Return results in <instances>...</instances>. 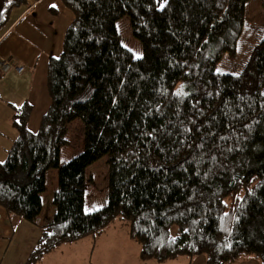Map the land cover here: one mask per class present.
Listing matches in <instances>:
<instances>
[{
	"label": "trees",
	"instance_id": "obj_1",
	"mask_svg": "<svg viewBox=\"0 0 264 264\" xmlns=\"http://www.w3.org/2000/svg\"><path fill=\"white\" fill-rule=\"evenodd\" d=\"M249 1L59 0L72 20L47 59L49 107L34 133L30 105L11 107L17 136L0 162V207L28 223L54 172L52 214L23 264L115 222L140 262L264 264V25L244 22ZM24 4L0 0V34ZM74 121L82 150L60 165ZM102 157L105 201L87 212L85 169Z\"/></svg>",
	"mask_w": 264,
	"mask_h": 264
},
{
	"label": "crops",
	"instance_id": "obj_2",
	"mask_svg": "<svg viewBox=\"0 0 264 264\" xmlns=\"http://www.w3.org/2000/svg\"><path fill=\"white\" fill-rule=\"evenodd\" d=\"M49 9L55 10V14H51ZM71 20V13L61 6L59 0H25L23 6L13 10L0 34V60L22 67L20 73L13 69L0 73V162L17 136L10 124L11 107L18 108L24 102L30 105L26 124L30 133L37 130L48 109L47 59L59 55L63 32ZM51 187L53 192V182ZM51 214L50 209L47 216L39 214L32 223H28L7 216L0 207V264H23L38 239L42 220ZM47 255L39 262L47 260ZM190 264H203V258L196 257ZM237 264L256 263L248 259Z\"/></svg>",
	"mask_w": 264,
	"mask_h": 264
},
{
	"label": "rangeland",
	"instance_id": "obj_3",
	"mask_svg": "<svg viewBox=\"0 0 264 264\" xmlns=\"http://www.w3.org/2000/svg\"><path fill=\"white\" fill-rule=\"evenodd\" d=\"M260 2L261 0H250L245 5V23L264 25V16L260 8ZM116 28L120 34L122 45L134 57H139L141 51L137 42L129 34L127 21L120 20ZM81 130L82 126L79 121H74L68 127L65 137L67 146L60 151V165L81 152ZM104 162L105 157H102L85 169V176L89 177L91 181L85 187L84 200L87 212L100 208L105 201L107 177ZM45 182L46 189L41 196L42 217L47 216V212L50 209L52 210L49 205L52 182L53 186L55 184L54 173L52 171L46 174ZM137 253L138 246L127 238L126 229L120 223L115 222L97 240L92 242L87 238L74 244L61 246L48 254L47 258H45L47 260H42L37 264H156L151 260L140 262ZM185 262L186 259L181 257L166 264H185Z\"/></svg>",
	"mask_w": 264,
	"mask_h": 264
},
{
	"label": "built area",
	"instance_id": "obj_4",
	"mask_svg": "<svg viewBox=\"0 0 264 264\" xmlns=\"http://www.w3.org/2000/svg\"><path fill=\"white\" fill-rule=\"evenodd\" d=\"M8 69H13L16 73H20L22 71V67L13 66L8 61H2V60H0V73H4Z\"/></svg>",
	"mask_w": 264,
	"mask_h": 264
},
{
	"label": "snow or ice",
	"instance_id": "obj_5",
	"mask_svg": "<svg viewBox=\"0 0 264 264\" xmlns=\"http://www.w3.org/2000/svg\"><path fill=\"white\" fill-rule=\"evenodd\" d=\"M53 7H55V5H53Z\"/></svg>",
	"mask_w": 264,
	"mask_h": 264
}]
</instances>
